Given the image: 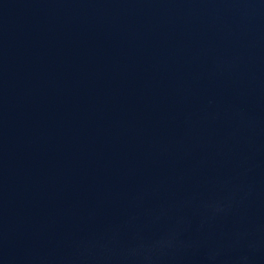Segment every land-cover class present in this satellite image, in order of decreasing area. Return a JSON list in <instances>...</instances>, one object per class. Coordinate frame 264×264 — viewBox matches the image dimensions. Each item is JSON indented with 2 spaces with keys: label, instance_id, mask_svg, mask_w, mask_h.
I'll list each match as a JSON object with an SVG mask.
<instances>
[{
  "label": "water",
  "instance_id": "1",
  "mask_svg": "<svg viewBox=\"0 0 264 264\" xmlns=\"http://www.w3.org/2000/svg\"><path fill=\"white\" fill-rule=\"evenodd\" d=\"M0 264H264V0H0Z\"/></svg>",
  "mask_w": 264,
  "mask_h": 264
}]
</instances>
